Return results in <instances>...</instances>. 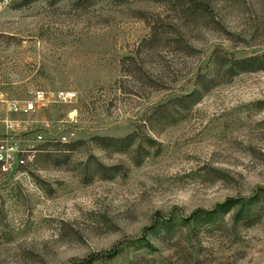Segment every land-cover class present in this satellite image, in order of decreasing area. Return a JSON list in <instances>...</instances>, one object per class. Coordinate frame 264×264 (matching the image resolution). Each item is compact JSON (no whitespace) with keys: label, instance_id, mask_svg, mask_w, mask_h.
I'll return each instance as SVG.
<instances>
[{"label":"rangeland","instance_id":"374dc122","mask_svg":"<svg viewBox=\"0 0 264 264\" xmlns=\"http://www.w3.org/2000/svg\"><path fill=\"white\" fill-rule=\"evenodd\" d=\"M197 1L0 0V107L49 101L0 126L33 156L0 169V264H264V69L230 70L264 55V0ZM176 98L174 122L142 125Z\"/></svg>","mask_w":264,"mask_h":264},{"label":"trees","instance_id":"16d2710c","mask_svg":"<svg viewBox=\"0 0 264 264\" xmlns=\"http://www.w3.org/2000/svg\"><path fill=\"white\" fill-rule=\"evenodd\" d=\"M32 0H23L24 3L30 2ZM81 2H87L91 0H80ZM115 3H125L128 2L129 0H113ZM137 1H151V2H156V3H164V4H173L174 6H184L185 10L184 12L193 17L197 16H203L205 15L207 8L201 3L198 2L197 0H137ZM181 6V7H182ZM158 35L157 33H154L153 35L156 36ZM158 37H153L152 40L148 41L147 44V49L148 51L153 49L152 45L153 42H160L161 38ZM133 64V68L131 70H128V75L131 77H136L138 69L135 68L134 66L136 65V61L130 60ZM238 69L239 71H248V70H261L264 69V55L261 57L257 58H248V59H243V60H238V61H233L232 64L230 65V70ZM147 82L151 85H155V79L151 80L147 77ZM194 94V93H193ZM193 96V95H192ZM190 96V97H192ZM189 97V98H190ZM181 99H173L171 101H168L167 103L160 104L156 107H154L150 114L144 119L142 125H150L152 128V123H157V124H164L168 121L170 123L174 122V113H170L169 115L166 113L167 110L173 106L176 103H179ZM136 134L134 132L128 134L127 136L123 138H101V137H95L91 139V142H93L96 146L101 148L102 150H108L112 152H123L126 150L128 147L132 146L134 143ZM148 143L151 145L152 141L147 138ZM74 146V145H70ZM134 152L136 153V156H140L139 154V145L134 147ZM140 163V160H137L134 162V165H138ZM94 168L95 173H99L101 177H104V175H107V178H111L117 174V168L115 167H108L105 168L104 166L100 165L98 162H94L92 169ZM106 177L104 179H107ZM118 254V251L112 249L110 252L107 253H95V254H90L84 259H80L74 262H71L70 264H109Z\"/></svg>","mask_w":264,"mask_h":264},{"label":"built area","instance_id":"2783aa9c","mask_svg":"<svg viewBox=\"0 0 264 264\" xmlns=\"http://www.w3.org/2000/svg\"><path fill=\"white\" fill-rule=\"evenodd\" d=\"M74 97V93L58 91L54 93L53 99L56 102H67ZM49 101L43 91L34 89L26 100H11L6 102L3 108L0 107V126L6 131L12 132L15 129L14 121L8 116L12 114H27L44 107ZM0 136V169L9 170L22 168L27 161H30L32 153L21 149L18 144Z\"/></svg>","mask_w":264,"mask_h":264}]
</instances>
